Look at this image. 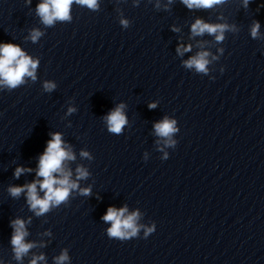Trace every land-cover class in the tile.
I'll return each mask as SVG.
<instances>
[{"label": "clouds", "instance_id": "obj_1", "mask_svg": "<svg viewBox=\"0 0 264 264\" xmlns=\"http://www.w3.org/2000/svg\"><path fill=\"white\" fill-rule=\"evenodd\" d=\"M225 2L226 0H181V3L188 9H212L214 6L222 5ZM249 2L250 0H243V6L247 8ZM73 3L86 6L93 11L98 10L99 7L98 0H44V2L38 4L37 13L43 24L47 26H52L57 20L71 21L70 8ZM168 3L171 4L172 0H168ZM120 23L124 28H128L129 26V21L126 19H121ZM259 29V22L254 21L250 30L253 39L260 37ZM173 31H177V29L173 28ZM228 31H236L235 25H228L226 23H206L199 18L191 25V33L193 36H202L207 33L209 35H214L218 43L224 41V34ZM41 35L42 33L39 30L34 29L30 34V39L36 42ZM190 50V45L188 47L181 45L176 49L177 54L181 56L184 52ZM220 51L222 52L223 50L221 49ZM209 55V52L201 51L197 55L184 61V67L195 69L197 73L207 75V66L210 63L208 59ZM213 59H216V57H213ZM38 63V60L32 59L19 46L11 43L0 44V87H6L9 90L16 89L25 83L26 77L35 81ZM54 88V83L45 81L44 89L46 91H52ZM124 107L123 104H120L104 117L107 130L110 133L118 135L126 125L127 118L124 114ZM148 107L150 109L155 108L156 104H149ZM74 111V108H69L68 114ZM176 124L177 121L175 119L165 117L161 122L154 125L155 133L164 139L168 147L174 148L177 145V141L172 139L173 134L179 131ZM81 156L89 157V154L86 151H82ZM168 158V154L165 153L161 159L167 160ZM72 160H75V155L69 148L64 146L62 134L59 132L52 133L51 139L47 141V146L43 154L39 157L36 175L42 179L34 180L23 186H10L8 188L9 194L12 197H19L21 193L26 192L30 210L38 217L49 212L53 207H58L62 203H67L70 192L79 187L78 180L86 179L89 175L85 168L78 166L76 168V180L71 179L72 172L70 169H67L65 162ZM26 171L30 172L32 169L17 167L14 175L16 178H19V176ZM38 188L39 191L44 193L43 197L39 195ZM80 192L82 195H89L90 188L81 189ZM127 211V207L119 209L109 207L106 214L102 216L104 222H110L111 224V227L107 229V236L110 239L126 241L138 237L140 228L143 227L136 223L139 218V213L133 212L126 215ZM25 224L26 222L20 218L11 221V227L14 230L11 237V245L13 246L14 258L17 261L27 255L30 249L36 247L34 243L25 242V237L28 235ZM155 230V224L145 228L144 238L154 233ZM38 260H44L43 254L34 257L30 264H37ZM68 260L69 256L65 249L58 257H55V264H65Z\"/></svg>", "mask_w": 264, "mask_h": 264}]
</instances>
